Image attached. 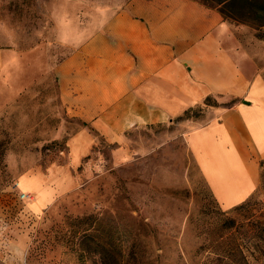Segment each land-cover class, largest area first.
<instances>
[{
	"label": "rangeland",
	"instance_id": "rangeland-1",
	"mask_svg": "<svg viewBox=\"0 0 264 264\" xmlns=\"http://www.w3.org/2000/svg\"><path fill=\"white\" fill-rule=\"evenodd\" d=\"M200 1L264 78V0ZM104 9L116 0H0V264H264V154L258 188L225 208L177 129L236 98L209 96L120 142L74 114L71 77L97 68L80 49Z\"/></svg>",
	"mask_w": 264,
	"mask_h": 264
},
{
	"label": "crops",
	"instance_id": "crops-1",
	"mask_svg": "<svg viewBox=\"0 0 264 264\" xmlns=\"http://www.w3.org/2000/svg\"><path fill=\"white\" fill-rule=\"evenodd\" d=\"M102 12L103 27L80 49L82 60L97 56V68L88 69V83L71 77L74 114L120 142L126 132L174 122L209 96L234 97L235 104L211 107L202 119L177 121V129L220 204L248 200L260 185L264 78L219 8L197 0H116V10ZM91 140L84 130V153Z\"/></svg>",
	"mask_w": 264,
	"mask_h": 264
},
{
	"label": "trees",
	"instance_id": "trees-1",
	"mask_svg": "<svg viewBox=\"0 0 264 264\" xmlns=\"http://www.w3.org/2000/svg\"><path fill=\"white\" fill-rule=\"evenodd\" d=\"M197 1H200V0H197ZM201 2V1H200ZM203 3V2H202ZM205 4V3H204ZM205 5H207V4H205ZM207 6H210V5H207ZM210 7H216V5L215 6H210ZM219 8V7H218ZM220 10V9H219ZM221 11V10H220ZM222 12V11H221ZM223 14V13H222ZM208 98L209 97H207L206 98V100H208ZM188 111H186L185 113H184V115H183V117L185 116L186 118H187V116H186V113H187Z\"/></svg>",
	"mask_w": 264,
	"mask_h": 264
}]
</instances>
